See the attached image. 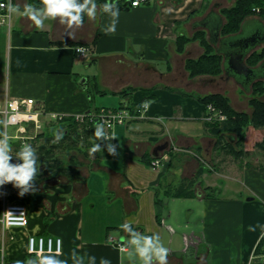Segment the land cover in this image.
I'll return each mask as SVG.
<instances>
[{
  "label": "crops",
  "instance_id": "obj_1",
  "mask_svg": "<svg viewBox=\"0 0 264 264\" xmlns=\"http://www.w3.org/2000/svg\"><path fill=\"white\" fill-rule=\"evenodd\" d=\"M235 1L149 0L135 8L129 4L119 8L115 30L110 32L104 28L111 18L99 6L95 17L86 15L82 24L71 27L59 18L36 26L20 15H11L0 27V100L6 96L35 100L43 129L31 132L33 136L54 135L68 125V120L53 121L51 114L72 119L102 108L130 106L137 112L143 103L150 105L141 117L118 125L126 127L121 169L109 165L115 154L106 149L96 168L71 179H37L36 190L23 196L12 183L0 186V211L3 204H22L29 210L26 228L3 230L0 225L5 258L23 261L29 237L37 235L62 239L60 254L45 255H59L68 264H73V250L83 256V264H92L90 256H95V264L101 257L112 264H140L132 246L128 251L117 246L116 240L129 236L119 225L131 221L142 233L162 235L165 221L174 217V226L167 225L172 239L167 264H264L256 254L264 237V153H259L264 151H257L264 129L248 128L252 134L247 133L242 160L224 157L221 147L216 148L218 139L206 128L207 109L198 99L222 94L236 111L249 112L237 93L248 101L254 83L264 82V60L254 68L247 64L250 55L264 48V20L253 15L239 33H221L226 22L223 10ZM197 32H203L212 53L222 57L221 75L190 76L187 62L202 57L205 48L200 40H191L179 51L178 38H193ZM258 32L262 38L249 45L244 57L254 74L249 79L235 76L225 54L240 52L236 43ZM81 47L88 50L86 55L77 51ZM82 78H87L85 87L79 84ZM89 140L93 144L95 138ZM166 143L168 148L159 156L171 154L172 165L153 169L148 160L158 158L155 149ZM201 168L194 197L166 194L169 187L173 192L183 180L196 179ZM98 173L103 189L113 197L106 213L88 214L83 200L92 192ZM164 198L174 206L167 217L169 204ZM118 202L121 224L111 216Z\"/></svg>",
  "mask_w": 264,
  "mask_h": 264
},
{
  "label": "trees",
  "instance_id": "obj_2",
  "mask_svg": "<svg viewBox=\"0 0 264 264\" xmlns=\"http://www.w3.org/2000/svg\"><path fill=\"white\" fill-rule=\"evenodd\" d=\"M32 3L39 6L41 0H29ZM97 5L101 8L104 0H96ZM118 6L121 9H125L129 5L128 0H117ZM223 15L225 17V25L222 28L221 33L224 36H231L239 33L243 22L250 16L257 15L264 20V0H236L231 8L224 9ZM86 15L84 17V21ZM191 40H200L201 45L205 48V53L197 60H189L187 62V70L191 77L210 75L219 76L223 72L222 57L215 53H212V46L207 41L203 32H197L193 38L179 37L178 46L179 51H183L186 44ZM264 60V48L259 52H254L247 60V64L254 68L258 66ZM249 104L252 108V113L238 112L236 111L228 97L222 94H211L207 96H199L198 99L206 106L213 105L217 110L223 112L227 116L226 121L219 122H205L206 128L209 132L218 139L217 149L221 147L230 151L234 160L243 159L246 156L245 151V138L246 131L249 127L257 129L264 128V82H255L252 87ZM68 125L59 128L62 131L63 136L59 141L55 140L54 135L40 134L34 139L29 141L36 149L40 160V171L37 175V179L44 176H66L68 178L77 177L80 175V171L73 167L74 159L69 160V165H64V159L55 157L56 151L61 149L65 150L68 154L71 151L78 148L81 144L85 147H91L92 142L89 140L91 137L95 138V142L103 143L104 140H98L94 136L96 121H91L89 116L83 122H75L73 119H67ZM232 135L233 142L226 139V136ZM37 138V139H36ZM98 140V141H97ZM39 142L40 144H35ZM13 146L14 152L18 151L21 144L19 142H10ZM257 148L264 150V141L257 144ZM110 156V154H109ZM14 160H16L15 153L13 154ZM44 167L43 171L41 168ZM204 169H199L196 179H185L182 183L174 189L169 195L175 198L194 197V186L197 179L203 174ZM264 172V169H261ZM49 219L46 221L48 224ZM256 254L262 256L264 254V237L260 241L256 249ZM0 257H1V245H0ZM28 258H36L34 254L27 253L24 260ZM6 264H13L12 260L5 258Z\"/></svg>",
  "mask_w": 264,
  "mask_h": 264
},
{
  "label": "clouds",
  "instance_id": "obj_3",
  "mask_svg": "<svg viewBox=\"0 0 264 264\" xmlns=\"http://www.w3.org/2000/svg\"><path fill=\"white\" fill-rule=\"evenodd\" d=\"M97 7L96 0H41L39 6L28 2V0H24L23 4L18 0H6V3L0 2V8H6L9 15L27 17L36 26H42L49 18H59L61 24H66L69 27L79 25L84 22L85 15L89 18L95 17ZM101 11L111 18V22L105 26L104 31H114L120 13L117 0H104ZM15 119V114H10L3 122L5 128ZM54 136L55 140L59 141L62 139L63 133L57 129ZM94 136L98 140L113 138H110L105 132V125L102 122L96 123ZM100 151H103V147L98 142L93 143L89 148L90 153ZM107 151L115 154L117 146L108 143ZM15 157L16 160L13 162L12 145L8 133L0 131V186L12 183L15 188L19 189V195L23 196L36 190L34 181L40 171V160L36 149L28 142L21 144L19 150L15 152ZM120 227L124 232L130 234L127 237H122V241H126V243H122L121 248L128 249L129 246H132V250L139 258L140 264H154V262L167 264L169 249L162 243L158 233H142L132 226L131 221L122 223ZM61 251V244L58 240L56 253L58 254ZM71 259L73 264H83V256H78L75 250L72 252ZM95 259V256H90L92 264H95ZM13 264H68V261L61 259L59 255H44L23 261L15 260ZM100 264H112V262L107 257H101Z\"/></svg>",
  "mask_w": 264,
  "mask_h": 264
},
{
  "label": "built area",
  "instance_id": "obj_4",
  "mask_svg": "<svg viewBox=\"0 0 264 264\" xmlns=\"http://www.w3.org/2000/svg\"><path fill=\"white\" fill-rule=\"evenodd\" d=\"M131 7H139L145 5L149 0H128ZM0 2L6 3V0H0ZM10 16L6 8H0V27L9 23ZM80 54L86 55L88 50L84 47L78 48ZM149 103L145 102L141 105V108L137 112H133L130 106H124L117 109L102 108L94 114L80 115L72 118L75 122L83 123L89 116L91 121L102 122L105 125V132L111 137V131L118 125H126L136 118L141 117L144 113L149 111ZM10 114H15L16 119L14 122L8 124L5 128L4 121ZM42 112L36 107V102L31 98H12L6 96L3 100H0V131H6L8 133L10 142H29L36 136H33L31 132H39L43 129V125L40 120ZM51 119L57 123L65 122L66 117L59 114H51ZM227 116L223 112L217 110L213 105L207 107L204 121L213 122L226 121ZM12 127L15 129V134L10 135L8 129ZM110 141V140H104ZM153 169L160 166V158H154L151 162ZM1 203V201H0ZM22 214V215H21ZM21 215V216H19ZM19 216V217H17ZM29 224V210L28 207L22 204H3L0 211V225L5 229L11 228H26ZM60 241L61 248L63 250L62 239L53 237H44L32 235L28 239V253L34 254L35 257L44 256L45 254L56 253L57 241ZM126 241L116 240L117 246L122 251H128V249H122L121 244ZM1 245V257L0 264H6L4 255V235ZM62 252V251H61ZM60 252V253H61ZM58 253V254H60ZM264 261V254L261 256Z\"/></svg>",
  "mask_w": 264,
  "mask_h": 264
},
{
  "label": "rangeland",
  "instance_id": "obj_5",
  "mask_svg": "<svg viewBox=\"0 0 264 264\" xmlns=\"http://www.w3.org/2000/svg\"><path fill=\"white\" fill-rule=\"evenodd\" d=\"M236 91H238L240 93L241 89L237 88ZM252 92H253V90H252ZM236 97H237V100L239 102L243 103L244 108H245V105L247 106L246 108H247V110H249V112H247V113L251 114L252 108L249 104L250 97L248 98V101L246 100L247 98H245L244 95L237 93ZM248 104H249V106H248ZM241 112H245V111H241ZM125 128H126L125 126L114 127V129L112 130L114 132L112 134V137L114 134L116 137L111 138V141H104V143L101 144L103 147V151H100L97 153H90L88 148L79 144L77 149H74L71 151V154H68L67 152H65V150L61 149L59 151H56L55 157L57 156L61 159H64L65 162H67V163H64V165H69L68 164L69 160L73 158L74 159L73 167L77 168L79 171L91 169V168H96L97 164L100 162L99 161L100 158H103L106 154L107 144L112 143V144H115L117 146V151L115 153V157L113 159L108 160L109 165L114 169L115 168L121 169L123 166V161H122L123 153L122 152H123V147H124V142H123L122 137H123V132H124ZM262 129H264V128H262ZM248 130L249 129H247V131H246V137H247ZM112 131H111V133H112ZM8 132L10 135H14L15 129L10 127L8 129ZM251 134L252 133H248V137H250ZM248 137H247V139H248ZM260 143H262V142H260ZM35 144H40V143L37 142ZM223 149L224 150L222 153H223L224 157L229 156L230 151L226 148H223ZM258 150H259V148H257V151ZM14 153L15 152H14L13 146H12V155ZM259 153H264V152H259ZM159 158H160V166H162V164H167L169 166L172 165V162H171L172 161V155L171 154L169 155L168 152L165 154H161L159 156ZM240 160H242V159H240ZM234 161H237V160H234ZM13 162H15L14 158H13ZM148 162L151 166L152 160H148ZM104 164H102V165H104ZM205 164H206V161H205ZM95 175L93 176V179H92V182L94 183V184H92V192L90 193V195L85 197V199L83 200V203L86 206V212L88 214H91L93 212L95 215H97V213H98V215L99 214L101 215L102 213L104 214V213H106V211H108V199L110 197L112 198L113 196L106 193V191L103 189V185H104V181L102 179L103 176H101V174H99V173H98V176H95ZM59 176H61V175H59ZM59 176H44L42 178L59 177ZM35 180H37V178ZM172 190H173L172 186L169 187L168 190L166 191V194L170 195ZM163 200H165L164 201L165 203L169 204V207H168L169 210L167 212H165L166 213L165 216L167 217L169 215L168 214L169 211L171 212V208H172V210L174 209V206L171 205V203L168 199L164 198ZM112 209H113V211L111 212L112 213L111 216H113V218H112L113 222L116 224H121L122 223V217H120V212H121L120 202L116 203L112 207ZM171 214H174V213L172 212ZM117 222H119V223H117ZM173 224H174V217H172L170 220L168 219L167 221H165L164 225L166 226V228H164L162 235H160L162 243L169 250L171 249V240L172 239H171V232H170V230H168L167 225L173 227L174 226Z\"/></svg>",
  "mask_w": 264,
  "mask_h": 264
},
{
  "label": "water",
  "instance_id": "obj_6",
  "mask_svg": "<svg viewBox=\"0 0 264 264\" xmlns=\"http://www.w3.org/2000/svg\"><path fill=\"white\" fill-rule=\"evenodd\" d=\"M262 36L258 32L256 35L240 40L236 44L240 46V52L238 53H227L225 54V60H226V65L229 67V69L232 71V73L235 76L242 77L244 76L245 78L249 79L253 74L254 70L251 69L249 66L246 65L244 61V57L247 53V49L249 48V45L251 43H254L257 41V39H261ZM264 39V37H263ZM79 84L83 87L86 86L87 84V78H82L79 82ZM90 115V112L87 113ZM227 137H230L233 140L232 135H228ZM168 148V144L161 145L157 147L154 151V156L158 157L160 151H164L165 149ZM44 167L41 168V171H43Z\"/></svg>",
  "mask_w": 264,
  "mask_h": 264
}]
</instances>
